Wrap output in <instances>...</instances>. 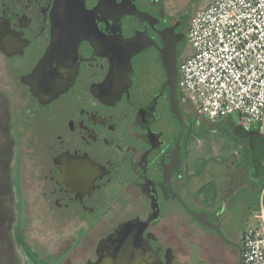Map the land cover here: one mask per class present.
<instances>
[{"label": "flooded vegetation", "instance_id": "1", "mask_svg": "<svg viewBox=\"0 0 264 264\" xmlns=\"http://www.w3.org/2000/svg\"><path fill=\"white\" fill-rule=\"evenodd\" d=\"M59 1L0 0V264H97L120 228L106 248L115 263L239 264L251 167L198 176L201 116L177 88L181 121L160 81V32L183 33L179 63L191 9L85 0L83 16Z\"/></svg>", "mask_w": 264, "mask_h": 264}, {"label": "built area", "instance_id": "2", "mask_svg": "<svg viewBox=\"0 0 264 264\" xmlns=\"http://www.w3.org/2000/svg\"><path fill=\"white\" fill-rule=\"evenodd\" d=\"M194 55L178 63L184 101L212 121L239 115L264 134V0H213L187 30ZM242 240L241 264H264V201Z\"/></svg>", "mask_w": 264, "mask_h": 264}, {"label": "rangeland", "instance_id": "3", "mask_svg": "<svg viewBox=\"0 0 264 264\" xmlns=\"http://www.w3.org/2000/svg\"><path fill=\"white\" fill-rule=\"evenodd\" d=\"M213 0H169V4L166 8L174 11L175 15H179L184 9L190 8L195 14L198 10L203 9L210 5ZM181 56L179 57V64L187 58L194 55V50L191 47L190 40L184 44ZM161 77V76H160ZM163 77L160 78V81ZM203 121V127L200 131L193 128V133L196 137L201 139H195L191 148V160H203L201 162L205 165H211L209 174H214V177L221 176L219 166H223L226 162L234 161L238 168L248 167L252 171V154L257 152L259 157L264 149V139L258 131L257 125L244 126L241 124L239 115H231L225 119L212 120L204 117H200ZM212 123V124H210ZM199 140V141H198ZM206 163V164H205ZM215 166V168H212ZM255 187L259 186V180L256 178L251 180ZM257 190V189H256ZM214 185L210 184L204 191L202 199L209 196H215ZM256 195V194H255ZM258 197V193H257ZM256 197V198H257ZM257 207H254L253 215L256 213ZM253 223V218L250 219L246 225L249 227Z\"/></svg>", "mask_w": 264, "mask_h": 264}, {"label": "water", "instance_id": "4", "mask_svg": "<svg viewBox=\"0 0 264 264\" xmlns=\"http://www.w3.org/2000/svg\"><path fill=\"white\" fill-rule=\"evenodd\" d=\"M59 1V0H58ZM85 0H77V5H74L75 13L76 14H81L83 16H87V9L85 6ZM65 7L61 6V3L59 1V6L58 12H55L56 14L61 11H63ZM130 9L127 13L128 15H136L138 16L141 14L139 10L136 8L135 5L131 6L129 5L126 7L125 10ZM89 15H92V13L89 12ZM123 16V15H122ZM177 26H173L170 28H167L160 32L161 38L163 41V47L159 48L160 52V59L161 63L165 72L166 76V81L163 86V89L169 88L170 90V100H171V107L176 116L182 121V116H181V109H180V99L178 97V91H177V76H178V57H177V44L179 43L180 39L184 37L183 33L177 35L175 33V29ZM173 37L176 39L174 40ZM151 44H148L147 46H142L141 48L137 49V51H141L142 49L149 48ZM41 70V65H39V68L35 71L37 74ZM124 230L123 228H120L114 233L113 235L109 236L106 240H103L98 249V254L100 256V260L97 262V264H123L124 261L122 262H116L112 258L108 256V253L106 252V248L113 245L114 243L121 244V242H117L119 240H123L124 238ZM125 245H127L125 243ZM118 254V253H117ZM123 255V252L119 253ZM115 254H113L114 256ZM241 257H242V251L240 254V262L241 264ZM144 261L148 262L147 260L144 259Z\"/></svg>", "mask_w": 264, "mask_h": 264}, {"label": "trees", "instance_id": "5", "mask_svg": "<svg viewBox=\"0 0 264 264\" xmlns=\"http://www.w3.org/2000/svg\"><path fill=\"white\" fill-rule=\"evenodd\" d=\"M194 15L195 14L192 11L191 14L187 15L184 18V25H185L186 30L188 29L190 20L192 19V17ZM159 66L161 68L160 63H159ZM160 71H161V75H162L163 79H165L166 76H165L164 70L161 68ZM210 124H212V123H210ZM258 131H259V128H258ZM259 133H260V131H259ZM260 135L262 136L261 140H263L264 139V134L260 133ZM252 155H253L252 156L253 158H252V160H250V163H252L254 168H252V171L250 173H248V176L251 177L252 180H254L256 178L258 179V174H262V180L259 183V186L256 187L257 192L260 194L262 192V190L264 189V149H263L260 157H259V154L257 152H253ZM259 172H261V173H259ZM256 201H257L256 202V207H257L256 209L258 210V208H259V199H257Z\"/></svg>", "mask_w": 264, "mask_h": 264}, {"label": "crops", "instance_id": "6", "mask_svg": "<svg viewBox=\"0 0 264 264\" xmlns=\"http://www.w3.org/2000/svg\"><path fill=\"white\" fill-rule=\"evenodd\" d=\"M198 114V113H197ZM199 115V114H198ZM201 117H203V116H201ZM204 118H206V117H204ZM213 122V121H212ZM203 125V121L200 123V126H199V128L197 129L198 131H200V129L203 127L202 126ZM198 138V137H197ZM198 139H201V138H198ZM191 165H192V167L194 168V170L196 171V174L198 175V176H200V175H202L203 173H204V169L206 168V166L204 167L200 162H199V160L197 161V163L196 162H193V163H191ZM244 180V179H243ZM245 181V180H244ZM258 193V192H257ZM257 193H256V197H257ZM220 196L221 197H223V195L222 194H220ZM257 199H259V204H260V201H261V199H263V201H264V189L262 190V192L259 194L258 193V197L256 198V200Z\"/></svg>", "mask_w": 264, "mask_h": 264}]
</instances>
